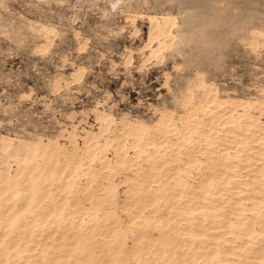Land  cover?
I'll use <instances>...</instances> for the list:
<instances>
[{"label": "rangeland", "instance_id": "rangeland-1", "mask_svg": "<svg viewBox=\"0 0 264 264\" xmlns=\"http://www.w3.org/2000/svg\"><path fill=\"white\" fill-rule=\"evenodd\" d=\"M149 16L158 20L165 16L171 23L172 38L165 39L163 49L155 55L150 51L157 40L149 39ZM253 41L258 44L250 51L249 43ZM211 96L226 102L264 97V0H0V176L6 173L8 181H16L19 188L24 177L15 176V161L7 158V164L3 162L6 139L15 140L12 146L18 156L23 151L16 141H23L54 147L60 162L66 157L85 162L90 134L92 143L101 147L89 164L98 170L101 154L111 160L114 184L108 190L116 203L114 215L123 226L130 223L131 211L142 206L133 205V201L159 197L156 191L134 198L128 194L136 182L142 181L144 172L152 174L156 170L150 187L154 188L158 180L167 181L176 195L170 198L172 193L167 192L165 200L144 205V217L139 215L136 223L147 218L146 230L153 228L152 235L164 239L174 222L167 215L166 205L176 206L186 197L197 198L204 190L217 217L212 225L219 229L210 231L212 237L204 241L220 253L228 251L232 241L239 245L250 241L251 223H236L238 211H233L237 195L231 189L235 179L230 176L228 165L236 161L217 155L227 147L220 131L222 125L206 126L203 105ZM193 112L202 122L195 125L189 116ZM162 114L175 125V134L164 127ZM191 126L201 131L199 145L208 143L218 153H210L215 162H208L207 166L203 165L205 155H198L201 167L195 170L186 166L184 172L183 160L169 158V149L161 145L160 138L178 147L190 134ZM136 133L143 150L138 154L131 147ZM120 139L125 140L122 153L127 168L116 161L121 152ZM148 139L154 143L147 144ZM158 143L156 157L153 151ZM160 156L168 160L158 167ZM179 156L184 158L183 154ZM80 169L78 166L75 170L71 190L86 204L90 190ZM221 172L229 175L228 190ZM167 174L170 179L162 178ZM184 181L200 185L188 188L181 185ZM98 185H94V192ZM3 188L0 184V190ZM179 190L184 192L182 196L178 195ZM111 221L114 219L105 220ZM251 222L258 226L256 219ZM0 231L1 234L2 224ZM18 232L12 231L4 249L0 245V259L4 251L11 252L10 244L17 238L13 233ZM125 234L126 253L133 264L129 256L131 237L128 230ZM183 242L194 243L184 236ZM232 251L236 255L225 257L235 264H244L239 257L241 250ZM139 257L145 261L141 251Z\"/></svg>", "mask_w": 264, "mask_h": 264}, {"label": "bare ground", "instance_id": "bare-ground-1", "mask_svg": "<svg viewBox=\"0 0 264 264\" xmlns=\"http://www.w3.org/2000/svg\"><path fill=\"white\" fill-rule=\"evenodd\" d=\"M147 20L149 39L151 42L157 40V44L150 50L151 54L155 55L163 49L165 39L172 38L170 18L161 16L158 20L156 16H149ZM257 44L256 41L249 43V50L252 51ZM203 107L207 115L206 126L210 128L214 124L222 125L220 131L227 142V147L221 150L223 153L217 155H221L225 159L230 157L236 161V163L232 162L228 165L230 176L235 179L231 189L237 195L233 211H238L236 223H251L252 238L250 241H242L241 245L238 244L239 242L232 241L228 251H222L223 253H220L216 247H212L207 240L204 241V238H211L210 231L214 232L218 227L212 225L216 217L215 210L211 206L212 200L201 186L199 188L203 190V193L197 198L186 197L177 202L176 206L171 203L166 205L167 215L173 218L174 222L169 225V236L164 239L152 235L153 228L149 229L150 231L146 230L147 218H142V222L136 223V218L144 213L146 207L144 205L149 204L150 206L156 200H165L167 192H171V186L167 181L162 183L158 180V184L154 188L150 187V184L154 182L152 178L156 175V170L152 174L142 172V181L136 182L133 189H129L128 194L133 195L134 198V196L143 194L148 196L150 192L156 191L159 197L155 200H153L154 198L149 199V201L141 200V198L133 201V205L141 204L142 206L138 205V207L141 206L140 210L131 211L133 216L130 223L127 222L123 226V223L114 215L116 214V203L111 194L114 184L110 176L111 160L106 156L107 154H101L98 159V161L100 160L98 170L91 169L89 164L90 160L95 159L93 157L96 150L101 147L92 143V135H87L89 148L85 162L81 159L73 160L70 157H66L60 162L54 155V147L36 146L23 141H16L23 151V155L18 156L16 148L12 146L15 140L11 138L6 139L4 143L3 162L7 164V158L13 159L17 168L15 176L22 175L24 183L19 188L16 181H8L6 173L0 176V184L4 186L0 190V224H2L0 245L3 249L5 244L9 243L12 231L19 230L18 233H13L17 238L10 244L11 252H3L0 264H130L125 247L127 234H125V230H128L131 237L129 256H131L133 264H235L225 257L226 254L236 255L232 251L233 249L236 252L241 250L239 257L244 264H264V97L226 102L211 96L210 100L204 102ZM165 115L163 118L164 127L169 128L175 134L177 130L175 125ZM189 116L195 125L202 122L194 112ZM226 124L231 126H226ZM100 128L102 129V127ZM189 131L190 134L178 143V147L173 142H165L160 138L161 145L164 144V147L169 149V158L177 161L183 160L184 172H187L186 166L195 168V170L201 167L198 155H205L206 163L203 165L207 166L208 162L209 164L215 162L209 156L210 153H218L217 149L209 147L208 143L204 147L199 145L201 131L197 126L189 127ZM139 137V133H136L131 142V147L134 148L136 154L143 152L138 144V141L141 140ZM204 138L207 137L204 136ZM123 143L125 140L122 139L118 148L121 152L116 161L119 165L127 168L129 165L125 164L122 153ZM146 143L152 145L154 142L148 139ZM159 145L158 143L154 146L153 152L156 157L159 153ZM179 154H183L184 158ZM33 157L38 159L34 161ZM167 160L160 156L157 166H161ZM26 165L29 167L25 171ZM78 166H81L87 188L90 190L87 193L88 203L86 204H82L79 197L72 194L71 190L74 173ZM101 170H104L105 173L100 172ZM223 174L221 172L220 176L223 177L228 190V185L231 184L229 175L223 176ZM162 178L170 179V175L167 174ZM96 183L99 184V189L94 192L93 188ZM181 185L197 188L200 182L197 186L190 185L187 181ZM81 186L79 185V187ZM171 193L170 198L176 195ZM183 193L180 191L178 195L182 196ZM131 196H129L130 199H133ZM85 207H87L86 213L83 212ZM123 209L124 212L127 211L124 205ZM243 211H248V213L245 214ZM216 213L217 216L221 214L218 210ZM141 217L144 216L141 215ZM106 219H114V221L106 223ZM254 219L257 220L258 226L251 222ZM108 228L109 232L103 231ZM183 236L194 243L183 242ZM139 250L144 255L145 261L139 257ZM9 257L13 260L8 261Z\"/></svg>", "mask_w": 264, "mask_h": 264}]
</instances>
